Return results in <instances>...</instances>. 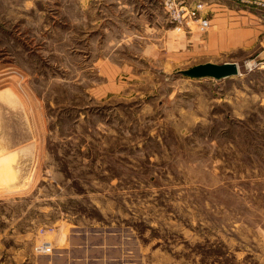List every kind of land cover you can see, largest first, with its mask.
<instances>
[{
	"label": "rangeland",
	"instance_id": "374dc122",
	"mask_svg": "<svg viewBox=\"0 0 264 264\" xmlns=\"http://www.w3.org/2000/svg\"><path fill=\"white\" fill-rule=\"evenodd\" d=\"M64 248L264 264V0H0V264Z\"/></svg>",
	"mask_w": 264,
	"mask_h": 264
},
{
	"label": "water",
	"instance_id": "95a60500",
	"mask_svg": "<svg viewBox=\"0 0 264 264\" xmlns=\"http://www.w3.org/2000/svg\"><path fill=\"white\" fill-rule=\"evenodd\" d=\"M238 72V66L234 63H224L221 65L206 63L182 71L180 74L183 77L193 80L213 79L216 81H221L223 79L239 75Z\"/></svg>",
	"mask_w": 264,
	"mask_h": 264
},
{
	"label": "built area",
	"instance_id": "2783aa9c",
	"mask_svg": "<svg viewBox=\"0 0 264 264\" xmlns=\"http://www.w3.org/2000/svg\"><path fill=\"white\" fill-rule=\"evenodd\" d=\"M173 4H171L172 6ZM204 6L202 4H196L190 8L180 7L174 12L176 19H187V21H192L198 27L201 32H205L210 28V20L206 18L205 14H202ZM35 252L38 254H48L51 252V248L48 245L37 246Z\"/></svg>",
	"mask_w": 264,
	"mask_h": 264
},
{
	"label": "crops",
	"instance_id": "0c3cea01",
	"mask_svg": "<svg viewBox=\"0 0 264 264\" xmlns=\"http://www.w3.org/2000/svg\"><path fill=\"white\" fill-rule=\"evenodd\" d=\"M72 245H73V242L71 243ZM71 245V248L70 249H74V248H76V247H80L81 246V244L79 243V245L78 244H75V245H77L76 247L75 246H72ZM78 249H80V248H77V250ZM115 249V248H114ZM90 250H93V249H90ZM71 251L67 254V250H66V248H64V250H63V252L62 253H58V254H54V259L52 258V261H57V262H59V260L61 261V260H63V263L62 264H75L76 262H79V261H81V262H84L85 260V258L84 259H82V257L83 256H81V257H73V256H71ZM90 253H91V251H90ZM61 254H62V256H61ZM64 256V257H63ZM60 257H63L64 259H62V258H60ZM82 259V260H81ZM75 262V263H74Z\"/></svg>",
	"mask_w": 264,
	"mask_h": 264
},
{
	"label": "clouds",
	"instance_id": "9594fccd",
	"mask_svg": "<svg viewBox=\"0 0 264 264\" xmlns=\"http://www.w3.org/2000/svg\"><path fill=\"white\" fill-rule=\"evenodd\" d=\"M254 65H255V61L247 62V66L249 67V70H251Z\"/></svg>",
	"mask_w": 264,
	"mask_h": 264
},
{
	"label": "bare ground",
	"instance_id": "6f19581e",
	"mask_svg": "<svg viewBox=\"0 0 264 264\" xmlns=\"http://www.w3.org/2000/svg\"><path fill=\"white\" fill-rule=\"evenodd\" d=\"M239 73V72H238Z\"/></svg>",
	"mask_w": 264,
	"mask_h": 264
}]
</instances>
